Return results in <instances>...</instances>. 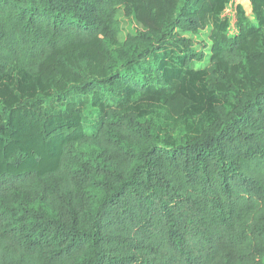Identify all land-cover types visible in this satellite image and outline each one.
Returning <instances> with one entry per match:
<instances>
[{
  "label": "trees",
  "instance_id": "16d2710c",
  "mask_svg": "<svg viewBox=\"0 0 264 264\" xmlns=\"http://www.w3.org/2000/svg\"><path fill=\"white\" fill-rule=\"evenodd\" d=\"M229 1L0 0V264H264V0Z\"/></svg>",
  "mask_w": 264,
  "mask_h": 264
},
{
  "label": "rangeland",
  "instance_id": "374dc122",
  "mask_svg": "<svg viewBox=\"0 0 264 264\" xmlns=\"http://www.w3.org/2000/svg\"><path fill=\"white\" fill-rule=\"evenodd\" d=\"M244 3L246 4V12L250 13L251 11V7H250V3L245 0ZM236 5L233 2V0H230L228 2L227 8L226 10L220 15L222 18H227L228 22H229V31L231 34L235 33L237 31V26H236V20H237V13H236ZM251 16L250 19H253L252 15H248ZM175 49L174 46H165V50L167 52V55H164V51L159 52L160 56H156L157 58V62L161 63L162 59L167 60V62H171L174 60V58L177 56V52H172L171 49ZM166 54V53H165ZM165 56V57H164ZM148 106L146 105V103H144V108L148 109L149 111H153V113H155L156 116L160 117L163 119L164 124L166 126V124H177L180 125L181 121L178 119H173L171 117H169L167 115V113H165V108H163V106L161 104H149L147 103ZM84 114H85V122L88 126L92 125L94 122H97L99 119V109L97 106H90V102H88V104H86L84 107Z\"/></svg>",
  "mask_w": 264,
  "mask_h": 264
}]
</instances>
